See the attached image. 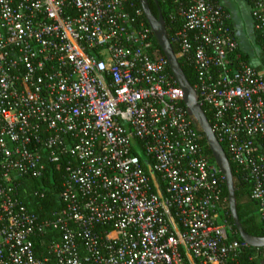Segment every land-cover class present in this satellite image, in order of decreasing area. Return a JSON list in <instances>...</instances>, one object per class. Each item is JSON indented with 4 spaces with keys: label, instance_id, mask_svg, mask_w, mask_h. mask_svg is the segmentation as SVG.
Segmentation results:
<instances>
[{
    "label": "built area",
    "instance_id": "2783aa9c",
    "mask_svg": "<svg viewBox=\"0 0 264 264\" xmlns=\"http://www.w3.org/2000/svg\"><path fill=\"white\" fill-rule=\"evenodd\" d=\"M166 17L264 227V66L237 60L220 0H169ZM202 139L136 0H0V264L251 263ZM49 165L60 207L39 219L18 187Z\"/></svg>",
    "mask_w": 264,
    "mask_h": 264
},
{
    "label": "trees",
    "instance_id": "16d2710c",
    "mask_svg": "<svg viewBox=\"0 0 264 264\" xmlns=\"http://www.w3.org/2000/svg\"><path fill=\"white\" fill-rule=\"evenodd\" d=\"M148 1H149L150 8L154 14H157V8L160 9L162 16L165 20V26H166L168 36H170V30L168 29V20L166 17V10L168 8L169 0H166L167 1L166 3L162 2L161 0H157L158 2L157 5L154 3L153 0H148ZM247 1L249 3L248 5H250V1L249 0ZM136 3L140 7L139 0H136ZM249 13H250V10H249ZM144 20H145V23L148 25L145 16H144ZM251 21H252V18H251ZM252 31H253L252 34L254 36L253 37L254 43L255 45H257V47L259 46L260 55H261L260 56L261 65L264 66V39L258 32H256L253 29V27H252ZM153 44L158 54L164 56L154 36H153ZM171 44L174 49V52L176 53L178 51L177 46L173 42H171ZM236 52L239 53V59L237 60H239L240 62L249 63V56L247 53H245L241 48H238ZM179 63L185 73L186 78L188 79L190 84L194 86L195 80H194V75H193V69L189 65L184 64L181 61V59H179ZM168 71L171 74L169 68H168ZM203 111L205 112V115L208 118V120H210V115L204 107H203ZM199 133L203 136L200 130H199ZM202 142L204 144L207 155L211 158V160H213L204 137L202 139ZM138 155L140 156L141 161H143L144 160L143 154L138 153ZM229 162H230L233 177H234L237 214L241 222V225L243 229L251 235L264 236V227L262 225L261 220L259 219L256 203L250 198V195H249L250 194V191H249L250 184L245 183L238 179L234 171L233 163L231 161ZM145 171L147 175L149 176V178L151 179V183L153 185L155 192L158 193L159 195H163L162 185H161V182L157 174L148 166H145ZM62 178H63L62 169H55L54 165H49L45 174L42 177L38 179L28 178V177L21 179V183L18 187L19 197L21 198L23 203L32 212H34L38 216L39 219L47 218L48 216H50V213L53 210H56L57 208L60 207L58 193L61 189ZM223 193L227 197V191H226L225 184L223 185ZM223 216L231 224L230 238L237 239L238 241L243 242L241 238L239 237L238 232L233 224L229 206H228V200H227V203L225 204ZM50 236H51V233L47 235L46 239L49 238ZM36 247L37 249H41L42 245H40V243L38 242V244H36ZM249 256H253V260L251 262L252 264H260L261 261H263L264 263V247L254 248V247L247 246L244 252L242 253L243 261L247 263V259Z\"/></svg>",
    "mask_w": 264,
    "mask_h": 264
},
{
    "label": "water",
    "instance_id": "95a60500",
    "mask_svg": "<svg viewBox=\"0 0 264 264\" xmlns=\"http://www.w3.org/2000/svg\"><path fill=\"white\" fill-rule=\"evenodd\" d=\"M153 1L157 5V0ZM139 3L146 21L153 33V36L167 60L168 68L173 75L177 85L181 89L182 102L185 106L186 112L188 116H190L194 120L198 129L202 132L211 156L224 177L228 206L233 224L238 232L239 237L250 247L263 248L264 236L251 235L247 233L241 225L237 214L234 177L229 159L222 145L216 138L211 128L210 122L205 115V112L198 103L194 87L186 78L185 73L179 63L172 44L168 38L165 20L160 9L157 8V14H154L150 8L148 0H139ZM260 264H264L263 261H261Z\"/></svg>",
    "mask_w": 264,
    "mask_h": 264
},
{
    "label": "crops",
    "instance_id": "0c3cea01",
    "mask_svg": "<svg viewBox=\"0 0 264 264\" xmlns=\"http://www.w3.org/2000/svg\"><path fill=\"white\" fill-rule=\"evenodd\" d=\"M220 2L224 5V7L231 13L232 15V24L235 29L237 42L239 44V48H241L243 51H248V53L251 51L252 53L257 50L259 51V46L255 45L253 40V34H252V21L249 13V3L247 0H220ZM246 12L247 13V22L248 26L244 24L241 20V13ZM251 35V36H250ZM245 38L250 39L251 46L254 45L253 51L250 44L248 46L245 45L244 41ZM256 46V48H255ZM249 47V48H247ZM249 64H252L254 66L260 65L261 61L260 58H256L253 53V58L250 57Z\"/></svg>",
    "mask_w": 264,
    "mask_h": 264
},
{
    "label": "rangeland",
    "instance_id": "374dc122",
    "mask_svg": "<svg viewBox=\"0 0 264 264\" xmlns=\"http://www.w3.org/2000/svg\"><path fill=\"white\" fill-rule=\"evenodd\" d=\"M247 18H248L247 13H246V12H242V13H241V20H242V22H243L244 24H246V26H248ZM250 36H251V35H250ZM244 43H245L246 46H248L249 44H250V46H251V41H250V39L245 38ZM251 47H252V48H250V49H252V51H253L254 45H252ZM247 48H249V47H247ZM255 48H256V46H255ZM244 52L248 54L249 59H250V57L253 58V53H254V56H255L256 58H258V59H259L260 56H261V55H260V50H259V51L255 50L253 53H252L251 51L248 53V51H246V50H245Z\"/></svg>",
    "mask_w": 264,
    "mask_h": 264
}]
</instances>
